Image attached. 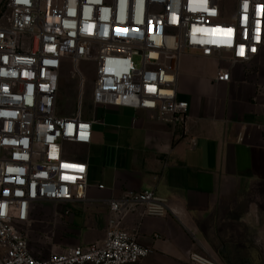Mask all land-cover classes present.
Instances as JSON below:
<instances>
[{"label": "built area", "instance_id": "2783aa9c", "mask_svg": "<svg viewBox=\"0 0 264 264\" xmlns=\"http://www.w3.org/2000/svg\"><path fill=\"white\" fill-rule=\"evenodd\" d=\"M222 1L6 0L0 18V264H138L152 255L122 223L140 207L143 216L164 215L168 208L153 191L109 200L103 241L46 258L30 245L31 212L39 204L89 200V167L79 148L92 143L94 121L81 111V63L94 70L95 107L150 111L176 128L188 120L189 104L177 100L186 50L204 57L227 53L232 64L264 55V0H228L235 4L232 19ZM67 64L79 80L71 117L57 107ZM215 80L230 82L231 74L219 70ZM191 261L218 264L197 254Z\"/></svg>", "mask_w": 264, "mask_h": 264}, {"label": "crops", "instance_id": "0c3cea01", "mask_svg": "<svg viewBox=\"0 0 264 264\" xmlns=\"http://www.w3.org/2000/svg\"><path fill=\"white\" fill-rule=\"evenodd\" d=\"M219 70L231 74L230 82H216ZM177 100L189 109L185 125L176 128L150 111L97 107L93 141L81 148L89 200L36 205L28 232H38L49 211L54 231L71 239L60 251L98 243L111 217L109 200L127 191H153L168 208L164 215L143 216L140 207L122 223L152 249L150 258L194 264L191 256L197 254L218 264H260L264 55L232 64L227 53L204 57L186 50L179 59Z\"/></svg>", "mask_w": 264, "mask_h": 264}, {"label": "rangeland", "instance_id": "374dc122", "mask_svg": "<svg viewBox=\"0 0 264 264\" xmlns=\"http://www.w3.org/2000/svg\"><path fill=\"white\" fill-rule=\"evenodd\" d=\"M6 0L0 6V18L7 13L6 12ZM222 8L225 11V16L227 19H232L235 12V4L234 2L223 0L221 2ZM139 59H136V62H139ZM80 70L84 75V91H83V105L81 111L86 117L91 118V120L98 119L97 107L93 104V87H94V70L90 63L83 62L80 64ZM77 78L73 75L72 67L67 64L64 66L59 83V93H58V110L59 114L63 116L71 117L78 110V96H79V88H78ZM99 121V120H98ZM96 123V122H94ZM74 150L73 148H70ZM81 148H79V151ZM82 153V151H81ZM51 212L45 211L46 218L43 219V225L35 234H31L29 231V240L32 249L36 251V254L40 257L46 258L51 253L62 252L59 249L66 248V243L70 242L71 239L60 238L58 234L54 231L48 216ZM59 248V249H58ZM59 250V251H58ZM57 251V252H56ZM138 264H192L189 263H167L162 262L160 258H146L142 262ZM195 264V263H194ZM260 264H264V253L260 252Z\"/></svg>", "mask_w": 264, "mask_h": 264}, {"label": "snow or ice", "instance_id": "6c2138e0", "mask_svg": "<svg viewBox=\"0 0 264 264\" xmlns=\"http://www.w3.org/2000/svg\"><path fill=\"white\" fill-rule=\"evenodd\" d=\"M245 7H247V5H245ZM10 171H11V169H10Z\"/></svg>", "mask_w": 264, "mask_h": 264}]
</instances>
